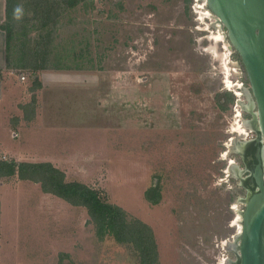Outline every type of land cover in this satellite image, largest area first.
Returning <instances> with one entry per match:
<instances>
[{"label":"rangeland","instance_id":"374dc122","mask_svg":"<svg viewBox=\"0 0 264 264\" xmlns=\"http://www.w3.org/2000/svg\"><path fill=\"white\" fill-rule=\"evenodd\" d=\"M94 6L67 13L56 40L64 64L86 70L46 74H58L45 86L62 90L52 117L63 125L23 122L14 103H28L21 89L32 79L24 72L26 84L0 104V156L58 164L68 181L102 190L153 230L160 264H230L245 197L233 173L241 166L235 146L250 134L242 129L250 116L242 109L249 83L225 29L204 0ZM225 92L236 102L224 111L216 96ZM157 183L162 201L154 206L146 192ZM0 202V264L139 262L131 249L99 244L85 209L38 184L5 181Z\"/></svg>","mask_w":264,"mask_h":264},{"label":"trees","instance_id":"16d2710c","mask_svg":"<svg viewBox=\"0 0 264 264\" xmlns=\"http://www.w3.org/2000/svg\"><path fill=\"white\" fill-rule=\"evenodd\" d=\"M183 1L187 5L191 3V0ZM81 6L86 11L92 10L95 7L94 0H6V20L0 29L6 35L7 69L26 72L32 79L31 102L23 107L24 118L28 122L37 105V93L42 89L38 75L41 71L86 70L84 67L72 68L65 65L68 55L59 56L56 53V40L62 18ZM17 7L22 8L19 20L14 18ZM237 58L240 61L238 55ZM216 102L225 111L228 105L236 102V97L232 92H225L216 96ZM12 179L38 184L44 194L61 199L73 207L85 209L99 244L113 241L131 249L136 254L138 264H160L153 230L142 221L130 218L124 209L112 204L102 190L82 182L68 181L66 173L50 163L0 159V183ZM146 197L152 205H159L162 201L161 185L157 183L148 190ZM68 258L69 255H62L61 260Z\"/></svg>","mask_w":264,"mask_h":264},{"label":"water","instance_id":"95a60500","mask_svg":"<svg viewBox=\"0 0 264 264\" xmlns=\"http://www.w3.org/2000/svg\"><path fill=\"white\" fill-rule=\"evenodd\" d=\"M226 31L227 47L240 58L249 83V128L257 134L262 161L251 173V188L240 200L241 231L235 237L238 264H264V0H206Z\"/></svg>","mask_w":264,"mask_h":264},{"label":"crops","instance_id":"0c3cea01","mask_svg":"<svg viewBox=\"0 0 264 264\" xmlns=\"http://www.w3.org/2000/svg\"><path fill=\"white\" fill-rule=\"evenodd\" d=\"M6 20V0H0V26L5 22ZM6 56H7V51H6V35L5 33L0 29V104L3 105V103L6 101V96H10V98L12 97V95L14 93H16L19 90V82L21 84H26V79L22 80L21 76H24V72H20V71H13V70H8L7 69V62H6ZM72 71H54V70H49V71H41L38 75H39V80L40 83L42 85V89L37 93V105L35 110L33 111V114H31V120L28 122L27 119H23V122L31 125L34 122H36V120H40L41 124L44 125L45 127H55V126H62L64 120L61 119L60 122H57V120H53L52 116L53 112L56 111L55 110V105L56 106H61L58 105L62 102V93L58 88H50L49 86H45V80L47 81V79H52L54 78V76H57L58 74L55 75H46L47 73H60V74H66V73H70L73 72ZM93 71V68H92ZM78 73V71H76ZM93 73V72H92ZM29 86V90H27ZM27 87H24L26 91V93L23 91L24 89H21V93L23 94V96H26V98H24L26 100L27 105L30 104L31 102V97H32V93L30 92V87H31V83L30 85H28ZM93 88V87H92ZM89 89L86 90L87 92L85 93H89L86 96V99L89 101H92V95H93V89ZM58 89V90H57ZM71 92H69V89H67V96L69 94H73L75 92V90L71 89ZM14 98L9 99L8 101L11 102L13 101ZM68 99V98H67ZM24 100V101H25ZM22 101V100H21ZM20 100H16L14 103V106L17 108L18 112H21V116L23 114L24 116V112H23V107L27 106L24 105ZM60 116H61V112L59 111ZM25 117V116H24ZM14 122L17 123V125L21 122L20 118H16L14 119ZM6 157H8L9 159H7ZM0 159L3 160H10V159H14L9 157L8 155H4L2 154L0 156ZM16 162H22V158L19 159H14ZM53 166H55L56 168H58L59 170H62V167L59 168L58 164H52ZM63 172H65L64 170H62ZM66 173V172H65ZM67 176V175H66ZM3 183V182H2ZM0 183V187L1 184ZM4 185V184H3ZM1 205V202H0ZM0 229H1V219H0ZM1 233V230H0ZM1 239V238H0Z\"/></svg>","mask_w":264,"mask_h":264},{"label":"flooded vegetation","instance_id":"af4514ba","mask_svg":"<svg viewBox=\"0 0 264 264\" xmlns=\"http://www.w3.org/2000/svg\"><path fill=\"white\" fill-rule=\"evenodd\" d=\"M230 83H232V82H230ZM243 93L247 96L248 100H247V105H243L242 109H244L245 113L248 114L247 111L249 109V103H250L249 102V95L250 94H249V91L247 88L246 89L244 88ZM238 116H240V113L238 114ZM239 122H240V120H239ZM249 122H250V118L247 120L246 123L243 124V126L247 127V129L251 135L250 134L246 135V132H245V134L244 133L241 134L243 136L246 135V137L244 139H242L240 141V143L236 144V146H235V150L237 153L236 155H238V157L241 161V166L237 167V166L233 165V163H231V166H235L234 168L232 167L233 173L235 174L236 179L239 181V187L245 191V195L248 191H254V189L251 188V184H253V181L249 178V176L251 173L256 171V168L260 164V161H262V155H263L262 147L260 144L257 143V134L249 128V126H248ZM241 199L242 198H240L239 201ZM240 231H241V228H240ZM232 249L234 251V247ZM233 251H231V252L233 253ZM233 255H234V253H233ZM231 261L232 260H229L230 264H238L237 263L238 260H237L236 256H235V260L233 262H231Z\"/></svg>","mask_w":264,"mask_h":264},{"label":"clouds","instance_id":"9594fccd","mask_svg":"<svg viewBox=\"0 0 264 264\" xmlns=\"http://www.w3.org/2000/svg\"><path fill=\"white\" fill-rule=\"evenodd\" d=\"M21 16H22V8L17 7L14 10V18L17 19V20H19Z\"/></svg>","mask_w":264,"mask_h":264},{"label":"bare ground","instance_id":"6f19581e","mask_svg":"<svg viewBox=\"0 0 264 264\" xmlns=\"http://www.w3.org/2000/svg\"><path fill=\"white\" fill-rule=\"evenodd\" d=\"M204 2H205V5H206V0H204ZM202 8V7H201ZM200 9V8H199ZM206 16H211V14H206ZM220 25V24H219ZM221 27V26H220ZM219 38V37H218ZM216 40H218L219 41V39H216ZM242 129H245V126H243V128ZM242 134V133H241ZM239 227L241 228V226H240V224H239ZM239 231H240V229H239ZM225 262L226 261H223L221 264H225Z\"/></svg>","mask_w":264,"mask_h":264},{"label":"built area","instance_id":"2783aa9c","mask_svg":"<svg viewBox=\"0 0 264 264\" xmlns=\"http://www.w3.org/2000/svg\"><path fill=\"white\" fill-rule=\"evenodd\" d=\"M22 80H25V78H24V77H22Z\"/></svg>","mask_w":264,"mask_h":264}]
</instances>
